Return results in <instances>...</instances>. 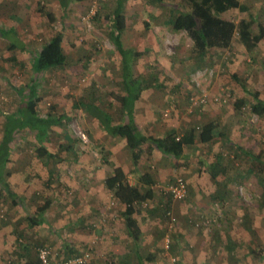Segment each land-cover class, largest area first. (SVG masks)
<instances>
[{"label":"crops","instance_id":"1","mask_svg":"<svg viewBox=\"0 0 264 264\" xmlns=\"http://www.w3.org/2000/svg\"><path fill=\"white\" fill-rule=\"evenodd\" d=\"M115 1L113 12L117 8V0ZM128 1L131 0H127L124 7ZM239 2L251 8L253 15L260 13L264 16V0ZM8 21L6 26H0V31H12L17 43L23 45L25 50L10 49L11 43L0 36V59L7 58L5 66L10 65L7 64L9 62L21 66L30 61L32 72V61L36 54L32 52L33 48L28 41L18 38L15 24ZM135 26L137 25H129L126 21V28L120 38L123 49L140 53L141 56L149 50L156 51V46L160 43L159 35L154 31L155 27H147L142 23L141 27L134 30ZM8 69L11 70L10 66ZM131 72L134 78L138 77L134 76L132 70ZM2 76L6 78L7 72L2 73ZM2 76L0 77L3 78ZM184 81V77L180 76L173 88L167 91L176 93L180 106L190 103V100L187 102L188 93L185 91L187 86ZM147 85L148 87L143 85L141 88L139 102H136L132 112L142 135L163 138L173 132L179 136L190 127L217 121L224 136L208 144L195 141L192 146L184 148L179 158L161 154L150 143L138 145L133 155L123 139L108 134L102 125V129H97L93 121L91 125L93 124L96 131L93 137L96 138V148L100 154L99 156L95 153V156H99L101 161L91 162L84 154L79 157V170L75 172V176H78L81 183L76 181V177L65 181L67 187L75 189L73 197H67L56 190V187L50 186V176L54 177L58 172L64 174L55 165V161H51L41 171H31L19 165L6 171L9 176L5 182L15 198L7 193L0 195V208L5 210V216L0 218V264H31L37 259L36 249L39 246L50 249L55 264L85 251L91 252V259L87 264H170L172 257L180 264H264L262 205L260 201L246 204L237 194L241 185L251 189L254 182L246 180V175L243 179L231 175L230 179V174H227L231 172V160L251 161V158L257 157L253 153L257 148L248 140V144L244 145L245 140L242 137H230L231 128L225 122L224 114L216 111L202 116L200 113L182 115L173 125L162 116L153 117L151 111L157 106L154 104L159 103H151L149 97L163 87L158 81ZM145 86L147 89L143 90ZM109 90L111 93L118 90L117 93L120 94L115 96L119 104L116 108V122L114 123L113 116L105 112L106 109H99L95 105L92 107L105 113L112 119L113 125L127 123L129 118L123 106V83L117 89ZM141 103L146 105L140 106ZM21 104L22 102L18 108ZM75 105L85 119L88 112L84 111L91 105L82 102L73 106ZM233 140L239 145H235ZM102 149L107 152L109 165L102 160L105 155ZM48 153L51 154L49 151ZM34 158L39 161L37 157ZM216 164L225 168L226 174H220L212 180L209 171ZM239 165L235 163L236 167ZM112 166L120 167L129 183L134 182V186L140 189L146 188L139 184L143 175L149 174L154 181L153 198L135 206L131 215H125V206L105 188L104 182L111 176ZM180 176L186 181L187 194L182 201H175L163 190ZM242 180L243 183L240 182ZM43 181L47 182L42 190L36 191L41 188L38 184ZM258 187L262 188L260 182ZM29 203L37 205L31 210ZM46 203L47 209L41 212L39 209ZM167 213L171 214L172 219ZM166 240L170 242L169 250L165 249ZM72 241L73 244H70Z\"/></svg>","mask_w":264,"mask_h":264},{"label":"rangeland","instance_id":"2","mask_svg":"<svg viewBox=\"0 0 264 264\" xmlns=\"http://www.w3.org/2000/svg\"><path fill=\"white\" fill-rule=\"evenodd\" d=\"M114 3L115 0L75 1L63 11L57 0H0L1 27L6 26L8 20L15 24L18 38L28 41L34 53L56 32L62 31L64 39L62 46L67 58L65 67L45 71L38 77L39 100L35 105L36 114L41 119L60 117L64 119L59 124L50 126L46 137L40 140L36 138L37 132L34 129H24L15 133L14 141L9 144L14 147V153L5 167L2 179L5 181L9 176V172L6 171L18 165L25 166L31 171L36 169L41 171L48 167L51 161H55V165L64 171V174L58 172L54 177L50 176L51 180L48 179V182L51 187H56V190L63 192L67 197H73L75 189L67 187L65 181L76 177V181L81 183L78 176H75V172L79 170L78 160L81 155L84 154L94 163L101 161L96 148V138L93 137L96 131L91 123L94 121L95 127L102 129L98 120L87 111H84L87 113L84 119V115L73 105L82 102L106 109L105 112L113 116L115 123L118 112L116 108L119 106L115 96L120 94L117 93L118 90L111 93L109 89H117L123 83L121 68L123 65L125 67V64L129 68L128 72L131 69L134 76H138L136 78L142 87L143 85L148 87L147 84H155L157 81L162 85L160 91L149 97L151 103H159L154 104L157 106L151 111L153 117L162 116L173 125L182 115L200 113L202 116L215 111L224 114V120L231 128L230 137H242L245 140L244 145L249 141L257 148L253 152L254 155L264 161V116L259 118L250 114L249 110L253 104L249 93L258 92L260 98L264 100V41L259 43L254 52L248 54L236 37L230 49L211 50L206 58H197L191 54L192 42L187 34L184 31L175 33L167 24L172 16L187 10V3L184 0H131L124 7L126 21L129 25H137L134 30L141 27L142 23L147 27H155L154 31L159 35L160 45L156 46V51L149 50L141 57L134 58L127 54L123 63L122 56L117 53L110 39L109 18L116 5ZM46 13L52 15L53 22H49ZM225 17L236 22L240 18H247V14L232 10L226 13ZM5 59L7 58L0 59V76L5 72L8 75L6 78L0 77V143L5 133L6 118L15 115L19 110V103L23 100L22 92L27 90L26 87L34 76L29 67L30 61H27L26 65L23 63L19 66L18 63L9 62L7 64L10 65L5 66ZM233 74L237 79H232ZM180 76L184 77L187 86L185 88L188 93L187 102L190 99L194 101L189 105L186 103L180 106L176 93H167L178 82ZM146 86L143 90L147 89ZM202 97L205 104L200 106L195 100ZM238 100H242L244 105L240 112H235L233 107ZM145 105L140 104L143 107ZM140 129L142 131L141 125ZM233 143L238 144L234 140ZM41 148L51 154L37 161L34 157L38 155L35 156L34 153ZM102 152L105 154L102 160L108 161L107 152L103 149ZM95 153L99 156H95ZM241 161L235 159L229 162L231 172H228L230 174L228 177L232 179L231 175H236L235 177L243 179L246 175V180L254 182L251 189L241 185V188L237 189V194L246 204L260 201L264 216V173L251 170H254L253 160ZM235 163L238 165L242 163L239 165L240 169ZM38 181L40 182V179ZM258 181L262 184L261 189L258 187ZM46 182L39 183L38 186L41 185V188L36 191H41ZM240 182L243 183V180ZM131 185L134 186V182H131ZM29 204L31 210L37 205ZM4 213L5 210L0 208V218L5 216ZM70 244H73V241Z\"/></svg>","mask_w":264,"mask_h":264},{"label":"trees","instance_id":"3","mask_svg":"<svg viewBox=\"0 0 264 264\" xmlns=\"http://www.w3.org/2000/svg\"><path fill=\"white\" fill-rule=\"evenodd\" d=\"M57 1L61 9L66 11L72 2L82 0ZM126 1L127 0H117V8L109 18L110 39L112 40L118 54L122 56L123 63L125 61V55L127 54L136 57L141 56L139 55L140 53H132L129 50L123 49L120 41L121 33L126 28V19L124 15V4ZM184 1L187 3V10L185 12H178L176 16H172L168 20L167 24L171 31L175 33L184 31L187 34L188 38L192 42L191 54L197 58L205 57L211 50L224 51L230 49L233 40L236 37L238 38L239 43L243 46L245 52L248 54L254 52L258 48L259 43L264 41V16L260 13L253 15V11L248 8L246 4H241L239 0ZM232 10H237L240 13H246L247 18H240L235 22L232 19L225 17L226 13ZM46 17L49 22H53L54 19L51 14L46 13ZM0 36L11 43L10 49L19 48L21 51L25 50V48L22 47L23 45H19L17 43L13 37L14 34L12 31L6 32L1 30ZM62 45L63 33L62 31H58L50 40L46 41L34 53L36 54L32 61V72L34 76L31 78L30 84L26 87L27 92H22V104L15 115H11L6 118L5 133L0 143V195L7 193L13 199L15 198L13 191L2 179L4 176V168L6 167L11 153L14 150V147L12 148L9 146V144L14 141L13 135L24 129H34L37 132L36 138L40 140L46 137L47 130L50 126L59 124L64 119L63 117L48 120L41 119L37 116L35 111L36 102L39 100L37 97V91L40 83L38 77L45 71L59 69L65 67L67 64V58L64 54ZM125 67L123 65L121 70L125 91L123 106L129 118L128 122L125 124L113 125L111 119L102 111H96L97 109L92 106H87L86 108L87 112L92 114L101 123L108 134L123 139L127 148L133 155L138 145L150 143L161 154L171 158H179L182 155L184 148L192 146L195 141L202 144H208L214 139L224 136V132L217 121H211L198 127H190L179 136L173 132L165 135L163 138H154L149 135H142L139 131V126L134 121L132 113L136 102H139L142 85L139 84L140 82L138 79L132 76L131 69L128 72L129 68ZM232 79H237L236 75L233 74ZM19 93H21V91H19ZM249 94L253 101V104L249 109L250 114L259 118L263 117L264 100L260 98L258 92ZM243 105L244 102L242 100H238L233 107L234 111L240 112ZM83 106L85 107V105ZM76 107L77 105H75V109ZM36 151L38 159L43 158L45 155H49L47 150L44 148L37 149ZM251 159L254 162L252 165L254 170H251L255 172L257 170L256 173H258V171L264 173V161L259 157H253ZM105 162L108 165L110 164L108 161ZM230 162L233 161L231 160ZM212 169V171H209V176L212 180H215V178L220 174H226V169L220 167V165L216 164ZM174 180L170 183H173ZM139 184L146 188L140 189L137 186L131 185L122 169L116 166H112V174L107 177L104 182L105 188L112 193L119 203L125 206V215L127 216L131 215L135 211V206L145 203L153 198L152 186L154 185V181L152 177L149 174L143 175L139 179ZM47 206L48 203H46L45 206L41 207L39 210L43 212L47 209ZM167 216L170 215L167 213ZM62 262L60 264H62ZM51 263L55 264L53 261ZM31 264H41V262L36 259L31 262Z\"/></svg>","mask_w":264,"mask_h":264},{"label":"built area","instance_id":"4","mask_svg":"<svg viewBox=\"0 0 264 264\" xmlns=\"http://www.w3.org/2000/svg\"><path fill=\"white\" fill-rule=\"evenodd\" d=\"M190 104L193 101L190 99ZM216 100H218L216 98ZM194 102V101H193ZM195 102H197L200 106L202 104H205V100L203 99H196ZM164 193L169 195L172 200L175 201H182L185 199L186 194H187V189H186V183L183 178L177 177L173 183H170L166 186V188L163 190ZM168 215H171L168 213ZM170 248V242L169 240H166L165 242V249L169 250ZM37 254V259L41 262V264H52L51 262V251L46 248V247H39L36 250ZM91 259V253L90 251H85L80 255L67 258L65 259L62 264H86L89 260ZM170 264H180L179 261L172 257L170 259Z\"/></svg>","mask_w":264,"mask_h":264}]
</instances>
